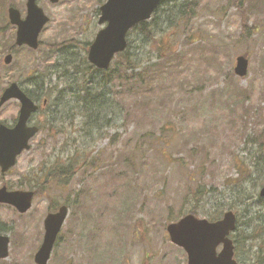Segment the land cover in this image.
Here are the masks:
<instances>
[{
  "label": "rangeland",
  "instance_id": "374dc122",
  "mask_svg": "<svg viewBox=\"0 0 264 264\" xmlns=\"http://www.w3.org/2000/svg\"><path fill=\"white\" fill-rule=\"evenodd\" d=\"M37 1L49 21L32 51L14 47L15 27L6 14L15 7L24 19L25 0H0V95L17 83L41 106L33 76L43 92L62 90L58 76L71 71L63 58L86 56L103 29L98 9L107 0ZM147 23V37L136 30L127 39L141 84L111 87L115 110L101 137L89 142L74 111L57 122L42 113L30 118L28 124L43 129L11 172L0 174V187H33L41 196L22 215L0 205V224L8 227L1 233L10 238L9 256L0 264H34L51 204L70 212L47 264H186L184 251L167 238L170 221L196 207L198 218L239 215L244 204L264 217V204L251 201L264 183V146L251 143L264 137V0H168ZM65 43L70 48L54 51ZM6 55L13 58L9 65ZM238 56L249 62L244 78L233 73ZM111 65L112 71L123 66L119 59ZM18 109V102H6L0 124L12 126ZM56 160H72L75 175L64 187L42 190L43 173ZM199 185V196L187 193ZM245 229L238 225L232 237L241 240ZM249 244H237L242 264H251Z\"/></svg>",
  "mask_w": 264,
  "mask_h": 264
},
{
  "label": "water",
  "instance_id": "95a60500",
  "mask_svg": "<svg viewBox=\"0 0 264 264\" xmlns=\"http://www.w3.org/2000/svg\"><path fill=\"white\" fill-rule=\"evenodd\" d=\"M57 4L59 0H49ZM161 0H107L100 10L98 24H105L103 30L95 36L88 50L87 60L99 70H106L116 54L126 48V36L136 24L150 19ZM26 16L14 7L7 11L9 24L16 26L15 45L28 46L33 50L38 48V37L45 27L48 17L38 7L37 0H26ZM4 63L10 64V55L4 57ZM248 61L242 56L236 58L234 74L243 78L248 70ZM20 102L19 115L14 127L0 125V172L6 174L16 163V159L24 151H28V143L38 132L35 126H28L27 122L37 111V106L31 101L17 84H11L3 90L0 96V108L7 101ZM34 192H7L0 188V203L13 206L17 213L27 212L32 204ZM260 197L264 198V185L260 189ZM68 211L66 207H59L55 213L48 214L44 223V237L40 248L35 253V264H47L56 237L65 223ZM236 215L226 212L219 221L208 222L196 219L192 215L185 216L177 223L167 226L169 240L185 250L187 264H238L232 259L233 245L227 237L235 229ZM9 238L0 236V260L8 256ZM222 245V251L217 255L216 247Z\"/></svg>",
  "mask_w": 264,
  "mask_h": 264
},
{
  "label": "trees",
  "instance_id": "16d2710c",
  "mask_svg": "<svg viewBox=\"0 0 264 264\" xmlns=\"http://www.w3.org/2000/svg\"><path fill=\"white\" fill-rule=\"evenodd\" d=\"M161 5L162 3L160 6ZM185 5H187L188 10L183 14L188 16L193 11V5L191 2ZM182 6L184 7V5ZM1 28L2 27H0V30H2ZM136 30H139L142 33L141 35L146 37L150 33L148 31V23H140L134 27L131 32H135ZM130 33L128 34V37ZM64 47L70 48V44H60V46L55 48L54 51H64ZM128 47L129 45L122 54H118L115 57V59H119L121 64H123V66L121 65L120 67L116 68V70L114 69L115 71L110 70L111 68L105 71H99L94 66H90L87 63L85 56H83L80 61H76L71 59L70 56L65 55L63 58L64 66H66V68H70L71 71L60 72L58 77L63 79V87L61 88L62 90L58 94L55 93V95H53L54 90L43 92L42 88H44V84L40 82L38 77L33 76V87L38 90V93L41 92L39 95L40 99H45L47 103L46 106L40 108L38 114H46L48 118H52L55 122H57L63 118H68V114L74 111L75 115H80L84 122L83 127L87 130L86 135L90 138L89 142L92 140L96 141L102 136L103 128L107 127V125L112 122L108 118L112 114V108L114 109L113 100L109 98L111 87L115 86L116 81L126 85L127 83H133V81L140 82L141 84V74H134L138 65L135 64L133 58H131V55L127 52ZM10 49H14V47H11ZM30 96L33 97L34 95L31 93ZM66 97L68 101L64 100ZM50 102L51 106L48 107ZM60 114L62 115L59 116ZM42 129V125H40L39 131ZM113 143H115L114 138L111 141V144ZM251 143L258 144V147L263 149L264 137L261 135H256L255 138L252 137ZM73 165L74 164L72 163V160L70 162L64 163H62L60 160H56L53 162V164H50L48 171H44L43 173L42 178L45 185H43L42 190L44 188L48 189L54 185L64 187L66 184H68V181L72 179V176L75 175V167ZM261 169H263V163ZM32 189L34 188L32 187ZM34 190V199H36L37 197L41 196V192L36 188ZM188 192L194 193L196 198V195L198 194L199 196L202 191L199 185L193 191L192 188L187 187V193ZM251 201L255 202L256 205L264 204V199H260L257 194L251 199ZM250 206L252 205H238L239 215L240 217L243 216L244 219L238 217L237 224L242 228L246 226V229H252L249 233H245V229L244 233L242 232V234L239 235L242 240L237 237L235 239V244L237 248L238 243L243 244L248 241L250 243L249 247L251 251V264H264V217H262V215L257 210L253 212ZM55 208L56 207L54 204H51L48 211H54ZM199 209L200 208L196 207L190 209V211L195 214ZM214 209H221V207L217 206L214 207ZM220 214L221 212H214V214H212L211 218L209 217V219L216 220L220 218ZM1 228L8 227L4 224H0V233L3 232Z\"/></svg>",
  "mask_w": 264,
  "mask_h": 264
},
{
  "label": "flooded vegetation",
  "instance_id": "af4514ba",
  "mask_svg": "<svg viewBox=\"0 0 264 264\" xmlns=\"http://www.w3.org/2000/svg\"><path fill=\"white\" fill-rule=\"evenodd\" d=\"M235 248H236V244H235Z\"/></svg>",
  "mask_w": 264,
  "mask_h": 264
}]
</instances>
